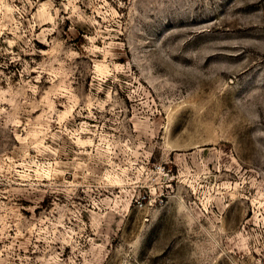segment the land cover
<instances>
[{
    "label": "rangeland",
    "instance_id": "rangeland-1",
    "mask_svg": "<svg viewBox=\"0 0 264 264\" xmlns=\"http://www.w3.org/2000/svg\"><path fill=\"white\" fill-rule=\"evenodd\" d=\"M0 264H264V0H0Z\"/></svg>",
    "mask_w": 264,
    "mask_h": 264
}]
</instances>
